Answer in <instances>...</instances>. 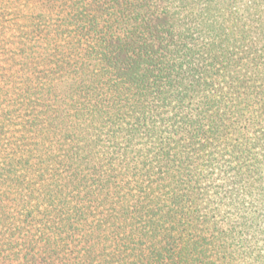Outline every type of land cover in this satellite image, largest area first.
<instances>
[{
  "label": "trees",
  "instance_id": "trees-1",
  "mask_svg": "<svg viewBox=\"0 0 264 264\" xmlns=\"http://www.w3.org/2000/svg\"><path fill=\"white\" fill-rule=\"evenodd\" d=\"M40 1L0 9V264H264V54H230L231 0Z\"/></svg>",
  "mask_w": 264,
  "mask_h": 264
},
{
  "label": "rangeland",
  "instance_id": "rangeland-1",
  "mask_svg": "<svg viewBox=\"0 0 264 264\" xmlns=\"http://www.w3.org/2000/svg\"><path fill=\"white\" fill-rule=\"evenodd\" d=\"M231 3L232 5L228 4V7L223 9L224 11L221 13L216 12V15L224 17L226 22H230L225 25V28L228 31H232L234 39L237 41L246 40L247 42L244 44V49L235 50L230 52V54L236 53V57L240 59V61L254 56L261 57L264 54V52H260L264 44V37H262L260 33L264 31V0H231ZM8 6H10V0H0V9H6ZM42 6H45L43 2L35 0V8H41ZM234 42L235 41H232L230 45ZM261 64H263V62H261ZM257 67L261 72H264L262 66ZM246 69L248 68H244L242 65L240 69L235 68L234 70L244 71ZM257 153L258 151L253 154L255 155ZM250 158L251 156L248 157V160ZM233 165L234 163H227L224 166H217V162L215 161L210 168H206L200 178L204 193L206 187L210 188L214 185H216L217 189L220 188L221 192H228V190H230L228 182L232 181V179L227 177L234 174ZM226 188L228 190H226ZM233 195L232 193L231 196L233 197Z\"/></svg>",
  "mask_w": 264,
  "mask_h": 264
}]
</instances>
